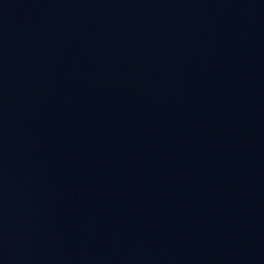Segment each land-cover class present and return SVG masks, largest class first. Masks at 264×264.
Wrapping results in <instances>:
<instances>
[{"label": "water", "instance_id": "obj_1", "mask_svg": "<svg viewBox=\"0 0 264 264\" xmlns=\"http://www.w3.org/2000/svg\"><path fill=\"white\" fill-rule=\"evenodd\" d=\"M0 264H264V0H0Z\"/></svg>", "mask_w": 264, "mask_h": 264}]
</instances>
